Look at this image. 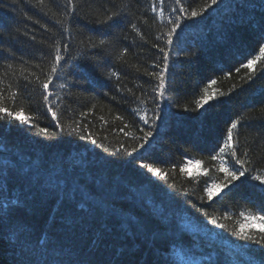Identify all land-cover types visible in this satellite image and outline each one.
I'll use <instances>...</instances> for the list:
<instances>
[{"label": "trees", "instance_id": "16d2710c", "mask_svg": "<svg viewBox=\"0 0 264 264\" xmlns=\"http://www.w3.org/2000/svg\"><path fill=\"white\" fill-rule=\"evenodd\" d=\"M65 2L0 0V108L29 121L0 113V264H70L68 253L93 264L258 261L249 250H264L231 232L250 223L240 212L264 204V185L244 179L211 202L204 188L224 180L211 156L233 120H240L234 144L245 167L264 174V57L251 70L241 66L259 55L264 0H221L212 7L211 0H181L187 13H202L193 19L178 11L176 0H157L162 19L152 0H79L71 18ZM105 10L122 16L101 25ZM177 18L181 27L169 46L168 21ZM100 39L108 43L93 47ZM57 48L64 59L50 85L53 120L41 85ZM165 63L161 98L149 74ZM205 94L212 99L197 108ZM154 112L161 118L153 125ZM147 131L153 135L145 142ZM133 148L131 156L124 151ZM187 160L204 171L187 175L181 171ZM214 218L228 230L212 224ZM44 240L47 251H41Z\"/></svg>", "mask_w": 264, "mask_h": 264}, {"label": "snow or ice", "instance_id": "6c2138e0", "mask_svg": "<svg viewBox=\"0 0 264 264\" xmlns=\"http://www.w3.org/2000/svg\"><path fill=\"white\" fill-rule=\"evenodd\" d=\"M157 0H152V10L153 12H156L157 15L162 19L163 18V9H157L156 7ZM164 0H159V3L162 5ZM40 4L44 3V0H39ZM221 3V0H211V4L208 7H212L213 5H219ZM79 0H66L64 5V15L71 18L72 15H74L77 12ZM176 4L179 6L178 11L181 13H187V9L183 6L181 3V0H176ZM173 11H177V9H173ZM202 13L192 10L190 13H187L185 16L186 19H193L196 17L201 16ZM122 16V11H108L105 10L103 13V19H99L97 22L101 25H109L111 22H113L115 19ZM57 23H60V21H57ZM168 23L171 26L169 31L166 33L167 45L171 46L173 44V36L176 34L177 29L181 27L180 18H177L176 20L170 19ZM247 24L249 27H251L252 21H247ZM132 28L134 31L137 32L139 35V29L135 24L132 25ZM64 31H69L68 28H64ZM259 31L260 36L259 40L257 41L259 45V55H256L252 59H247L246 63H243L241 66L247 69H253L256 62L259 61L262 57H264V22H260L259 25ZM143 38V37H142ZM91 40V38H89ZM159 39V37H157ZM108 42L105 39H100L98 44L95 41H92L93 47L103 48ZM64 49L67 50V46H64ZM161 52H164V60L167 61L169 59V53L166 52L163 48L159 49ZM62 52L59 48L55 51V59L54 63L52 64L50 75L47 76L46 82H44L41 87L43 89V92L45 95L43 96V99L46 103H49V112L52 113L53 120L57 119L56 113L52 110L49 102V96L52 95L50 91V85L53 83V77L56 76L58 72V68L60 66L61 61L63 60ZM155 67V65H154ZM239 68H236L235 71L239 72ZM168 71V65L165 63L164 67L161 68L160 72L158 74L156 73H150L149 75H155L158 84L156 86V89L154 91L157 92L158 96L163 98L166 94V73ZM230 74V73H229ZM251 79V76L248 77ZM37 80H39V77H37ZM211 84H215V80L210 81ZM61 88L64 87L63 84L60 85ZM205 93H207V89L204 90ZM13 97H15V93L12 94ZM223 95V93H221ZM212 99V97L209 94L203 95L199 100L196 101L197 108H203L206 104H208L209 100ZM187 110V109H185ZM0 113H5L7 117L14 118L16 120H20L21 123H28L29 121L27 119H21V112L16 111L15 113L13 111H8L5 108H0ZM160 114L159 112H154L152 121L153 125L154 122L159 120ZM141 120L144 121L145 124H149V120L146 119L144 116L140 117ZM240 125V120H233L230 122L227 132H226V139L223 140L222 145L218 148V151L215 155L211 156V159L213 161L219 160V166L217 168V171L222 172L224 176V180L222 183H206L204 188V195L207 197V200L209 202L213 201L214 198L217 196H221V193L223 195H227L228 191H231L232 186L236 185L237 182L243 183L244 179H250L252 181H257L259 185H264V174H259L256 172L255 169H249L245 167L246 160L241 159L240 155L238 154V149L234 144V130L238 128ZM35 126V125H33ZM40 131L42 133L47 134L46 128H40ZM153 135L152 131H147L144 133V136L141 138L145 142H147V139L150 138ZM81 139H85L83 135L80 137ZM93 144L96 143V140L93 139L91 141ZM140 148L144 147V144L141 143L139 145ZM118 151H120L118 149ZM127 155L131 156L133 152L138 151L137 148H133L132 152H127V150H124ZM243 156L246 158L248 156L247 151L243 153ZM229 158L234 160V164L232 166H229ZM195 163H199V161H194ZM235 165H239V167H235ZM140 167L143 169H146L147 172L152 173L153 175L157 177H161V171L159 168L153 167L151 163H141ZM187 165L181 168V171H184ZM256 173V174H253ZM166 179V177H163ZM203 199V197L201 198ZM241 217H243L244 221L250 222V223H241L238 227V229H233L231 234L238 238L239 240L244 241L245 243H250L257 245L260 249L264 250V204H262L259 208H254L252 212H240L239 214ZM212 224L216 225L218 228H222L224 230H228V226L226 224H220L218 221L214 218L210 221ZM246 228H255L258 230L256 233H250L246 232ZM23 233H21L22 235ZM19 239V237H18ZM41 244V251H47L50 247V244L47 240L40 241ZM252 257H258V261L256 259H250L249 264H264V251L255 252L254 250H249ZM67 256L70 258V264H93V261L91 260H81L78 257H73L72 253H68ZM103 264H135V262L130 258H122L117 260L109 259L107 261H104Z\"/></svg>", "mask_w": 264, "mask_h": 264}, {"label": "rangeland", "instance_id": "374dc122", "mask_svg": "<svg viewBox=\"0 0 264 264\" xmlns=\"http://www.w3.org/2000/svg\"><path fill=\"white\" fill-rule=\"evenodd\" d=\"M187 165V167L185 168V173L187 175H190V174H194V173H198V174H201L202 171L204 170H201V168L198 166V164L194 162V160H187L186 163L184 164V166ZM179 252H176V254H178ZM177 256H179L180 258L184 259L185 256L182 254V253H179ZM197 262H199V260H195V261H191V259H189L187 261V263L189 264H197ZM181 263H186L185 261L181 260ZM242 263V262H241ZM240 262H238L237 260L236 261H233V264H241ZM199 264V263H198ZM243 264V263H242Z\"/></svg>", "mask_w": 264, "mask_h": 264}]
</instances>
